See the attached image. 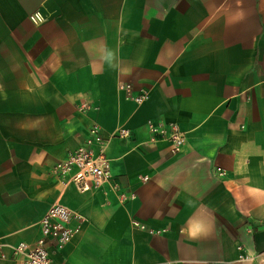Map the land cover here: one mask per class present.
Listing matches in <instances>:
<instances>
[{"label": "crops", "instance_id": "0c3cea01", "mask_svg": "<svg viewBox=\"0 0 264 264\" xmlns=\"http://www.w3.org/2000/svg\"><path fill=\"white\" fill-rule=\"evenodd\" d=\"M95 125L115 185L81 192L53 167ZM54 202V264H264V0H0V264Z\"/></svg>", "mask_w": 264, "mask_h": 264}, {"label": "built area", "instance_id": "2783aa9c", "mask_svg": "<svg viewBox=\"0 0 264 264\" xmlns=\"http://www.w3.org/2000/svg\"><path fill=\"white\" fill-rule=\"evenodd\" d=\"M30 19L34 23H41L45 20V16L36 11L30 14ZM119 89L124 91L128 98L138 103L149 97L146 92L134 93L130 83L120 84ZM150 131L152 132L150 141L169 142L173 154L180 153L186 144V133L177 122H163L159 125L151 123ZM100 132L97 125L93 126L83 144L55 163L53 172L62 178L64 184L72 182L81 192L93 191L106 185H115L112 183L110 159L102 150V144L107 139ZM130 135L129 130L120 129L112 137L127 138ZM96 144L100 147L97 148ZM74 219L80 222L82 216L63 203L54 202L40 219V234L35 241H21L10 245L11 259L16 260L18 264H54L52 252L68 243L79 228V226L70 225ZM4 246L6 244L0 242V259L9 258L3 250Z\"/></svg>", "mask_w": 264, "mask_h": 264}]
</instances>
